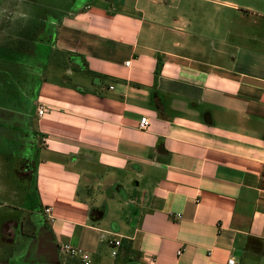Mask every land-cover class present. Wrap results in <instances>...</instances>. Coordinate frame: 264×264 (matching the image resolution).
Returning a JSON list of instances; mask_svg holds the SVG:
<instances>
[{"label":"crops","instance_id":"obj_1","mask_svg":"<svg viewBox=\"0 0 264 264\" xmlns=\"http://www.w3.org/2000/svg\"><path fill=\"white\" fill-rule=\"evenodd\" d=\"M99 1L57 24L52 50L78 83L46 80L47 64L32 71L36 108L9 113L31 122H15L21 145H0L2 188L20 198L11 208L32 185L59 255L71 246L90 264H264V13L187 0L176 19L174 0ZM174 34L185 43L170 44ZM115 189L132 190L127 206ZM112 203L130 216L111 218Z\"/></svg>","mask_w":264,"mask_h":264},{"label":"rangeland","instance_id":"obj_2","mask_svg":"<svg viewBox=\"0 0 264 264\" xmlns=\"http://www.w3.org/2000/svg\"><path fill=\"white\" fill-rule=\"evenodd\" d=\"M47 2H50L48 3V5L44 4L43 5L45 7H49L51 5H53L52 2H57V1H52V0H46ZM236 2H239L241 4H244V3H250L249 5L251 6L252 4L255 5V7H252L253 9H247V10H252L254 13H264V5L263 7H260L258 6V2L255 1V0H235ZM86 2H95L96 4H98V2H100L99 0H78L75 4V7H79V6H82L84 4H86ZM58 3V2H57ZM61 3V1L59 2ZM191 2L187 1V0H174L173 2H171V8L172 10H169V14H172L174 15V17L176 19H179L181 16H183V10L182 11H176L174 10L175 7H179L180 4L181 6H189ZM258 3V4H256ZM36 4V2H35ZM51 4V5H49ZM62 4V3H61ZM29 3H27L25 0H6L5 4L0 7V35H6L8 34V31L11 27L14 26V28H17L18 27H26L28 29H33V22H31L29 19L30 18V15L33 13V9L32 8H29ZM42 8V7H41ZM74 8V7H73ZM169 8V6L167 7ZM54 10L56 11H59V14H66L67 12V8L66 7H62V6H57V9L56 8H53ZM75 9V8H74ZM159 8L157 7H153L152 10L153 11H158ZM244 12H247L245 11V9L243 8ZM251 13V12H250ZM25 15V16H24ZM27 15V17H26ZM227 16V14H221V18H225ZM55 17V16H54ZM204 24H207V22L205 21ZM11 25V27H10ZM237 27L239 29H243V25L240 24V23H236ZM203 29L205 30L206 27L205 25H203ZM4 29V30H3ZM15 30V29H14ZM226 31H227V25L225 23V21H221L220 22V34L221 35H225L226 34ZM206 32V30H205ZM16 31H13L12 32V36L14 37ZM169 41H170V44H173L175 42H178L181 44H184V40L178 36V34H174V35H169ZM191 42L193 44H195L197 42V39L194 38L191 40ZM191 43V44H192ZM176 51H180L179 49H175ZM47 71H46V80H49L50 82H54V83H66V84H69V85H75L78 83V80L80 79V77L78 75H75L73 77H68L67 76V72L70 68L69 64L68 63H65V61H63V59H60L59 55H54L52 57V60L51 62L49 63V66H47ZM82 81H87L88 80V77H85L84 75H82ZM83 83V82H82ZM36 108V105L35 107ZM10 112L9 111H6L4 110L2 107H0V125L1 127L0 128H6L8 127L7 125H14L16 121L18 120H10ZM23 120V119H22ZM24 123H22L23 125H26L27 123L29 124V126H31V122L30 120L29 121H22ZM1 130V129H0ZM7 133V134H6ZM7 135H11V136H15V139L17 140L16 143L19 145L22 144V142H24V139H23V136H21V132H19V130L16 128L15 129V132L12 131V128L10 127L8 129V132L6 131H1L0 132V145L2 147H6L8 150L9 148H11L12 143H10L9 141H6V140H9V138H7L6 136ZM21 142V143H20ZM29 144H32L31 142L33 141H28ZM16 143H14L16 145ZM18 150V148H17ZM20 154V157L19 158H27L28 155H30V148L29 150H26V151H22L21 153L19 152ZM3 156V155H1ZM1 156H0V208H2V212H12L14 215H26V216H30L32 220L34 221H40L42 218H40L37 214V197H36V194H35V191L33 190L32 188V185H31V188L28 190V194L27 195V199H26V202H25V207H21L20 210L18 211H15L11 208L12 207H15L13 204L15 203L16 205H18V199L20 198H14L13 195L9 194V193H12L10 191H5L2 187L4 186V184L7 183L6 181V176L8 178V175H5V172L2 173L3 171H5V165H3V162L5 163V159L3 158V162H2V159H1ZM20 160V159H19ZM6 164V163H5ZM21 167L19 165L18 168H16L17 170H19ZM18 177H21L18 175ZM118 189H115V193L116 195H118V199L122 201V205H124V199L126 194H132V190L130 192V190L128 189L127 192L126 191H121L119 192V190L117 191ZM101 191H105V189L101 186H99V183H95L94 185V190L93 192H101ZM19 197V196H18ZM24 198H21V201H23ZM24 204V203H23ZM112 206V210H113V213L111 214V218L113 217V214L115 215H118L120 218L122 217H126V216H130L131 214V210L128 209L127 207L125 209H116L117 207V203H112L111 204ZM126 205V204H125ZM127 206V205H126ZM25 210H29L30 213H26ZM10 214V213H9ZM8 215V214H7ZM67 255L66 254H63L61 253L60 254V260L62 263H64L66 261V257Z\"/></svg>","mask_w":264,"mask_h":264},{"label":"flooded vegetation","instance_id":"obj_3","mask_svg":"<svg viewBox=\"0 0 264 264\" xmlns=\"http://www.w3.org/2000/svg\"><path fill=\"white\" fill-rule=\"evenodd\" d=\"M27 3H29V8H32L34 11L30 15L29 19L31 22H35L41 18L43 20L44 14L40 13L41 7H43V3L48 5L46 0H25ZM50 1V0H49ZM57 2H52L53 5L49 6L48 13H46V19H49L53 22L52 27H57L56 21L60 16H66L71 11L74 10L75 4L78 0H52ZM61 1V3H59ZM6 0H0V7H2L5 4ZM36 2V4H35ZM57 6H62L67 8L66 14L64 13L59 14V11L54 10L53 8L57 9ZM74 7V8H73ZM25 16V15H24ZM55 16V17H54ZM27 17V15H26ZM40 17V18H39ZM11 27V25H10ZM54 27V29H55ZM37 28V27H36ZM33 30V33L39 34V31H36L37 29ZM15 29V30H14ZM4 30V29H3ZM26 30V27H18L14 28L11 27L8 31V34H4L3 36L0 35V64L2 66H6L7 62L10 58L6 57V54L3 51V47L7 46L8 42L12 41V32L16 31L15 36L23 35V32ZM50 32V31H49ZM27 33V31H25ZM49 33L47 37V47L51 44V41L53 40V35H50ZM38 63L40 61H37ZM33 68V67H32ZM40 68V67H39ZM34 69V68H33ZM35 70H38V67L35 68ZM5 80V75L2 76ZM4 80L0 78V84H4ZM31 86H30V93L28 94L29 99L34 100L35 98V92L37 85L39 84V77L36 76V74H32V78L30 79ZM32 168V169H31ZM29 172L33 171V167H31ZM30 172V173H31ZM2 210V208H0ZM20 209H15V211H18ZM11 211V210H10ZM2 212L0 211V264H54V259L50 256V254H43L40 252H37L35 250L36 246V239L38 233L43 230L44 228H49L48 225L44 222L43 219L40 221H34L31 219L30 216L26 215H14L12 212ZM8 214V215H7ZM40 217V215H38ZM41 218V217H40ZM48 252V251H47Z\"/></svg>","mask_w":264,"mask_h":264},{"label":"trees","instance_id":"obj_4","mask_svg":"<svg viewBox=\"0 0 264 264\" xmlns=\"http://www.w3.org/2000/svg\"><path fill=\"white\" fill-rule=\"evenodd\" d=\"M76 8L78 7H75V9ZM40 9V13L44 14V19L41 20L39 17L40 19L33 23V29L26 28L25 31H27V33H25V31L23 32V35H18V33L15 38H12L11 42H8L7 46L3 47L6 57L10 59L8 60L6 66H2V64H0V78L4 80L2 76L5 75V83L0 84V107L6 111H14L10 112L12 116H15L16 111L19 110H25L27 112L35 109L34 101L37 98L40 84L37 85L34 100L29 99L28 94L30 93V86L32 85L30 82V79L32 78V71H35L36 67H45L47 64H49L50 58H52L54 55H58L52 50V47L55 45L58 25L57 27L54 26V29V27H52L53 22L49 19H46L45 15L48 13L47 10H49V7L43 6ZM75 9L71 12H74ZM63 18L64 16H60L56 21V24L61 23ZM35 28L37 29L36 31H39L40 35H37L38 32L33 33ZM49 33H51V36L53 35V40L47 47L46 43ZM52 54L54 55L52 56ZM37 61L40 62L38 63ZM29 69L33 70L29 71ZM22 119L27 122V118ZM14 120H18V122L22 121H19V119ZM14 125L10 124L11 127ZM26 125H28V123ZM26 125H23L25 129ZM17 126L12 128L13 132H15ZM0 129V132L2 130L8 132L9 128L6 127ZM20 166H24L25 168L27 166L29 167L30 165L27 161H25L21 163ZM18 173L19 171L17 170V175H19ZM31 173H29L28 176H30Z\"/></svg>","mask_w":264,"mask_h":264},{"label":"built area","instance_id":"obj_5","mask_svg":"<svg viewBox=\"0 0 264 264\" xmlns=\"http://www.w3.org/2000/svg\"><path fill=\"white\" fill-rule=\"evenodd\" d=\"M126 65L129 66L130 62H127ZM44 114H45V107H43V106L39 107L38 115L43 116ZM148 126H149V120L147 118H142L140 121V128L145 130V129H147ZM44 212L48 216V219L50 221H53V218L51 216L52 209L46 208ZM113 244H115V246H119L120 241H115V243H113ZM61 251L70 257L78 256L81 259V261L83 262V264H90L91 263L90 256L82 250L75 249V248H72L71 246L65 245V246L61 247ZM113 255H116V252H113ZM228 264H235V260L234 259L229 260Z\"/></svg>","mask_w":264,"mask_h":264},{"label":"water","instance_id":"obj_6","mask_svg":"<svg viewBox=\"0 0 264 264\" xmlns=\"http://www.w3.org/2000/svg\"><path fill=\"white\" fill-rule=\"evenodd\" d=\"M35 250L43 254H50L52 259H54V264H62L60 260L59 250L54 241L50 228L46 227L38 233L34 252Z\"/></svg>","mask_w":264,"mask_h":264}]
</instances>
